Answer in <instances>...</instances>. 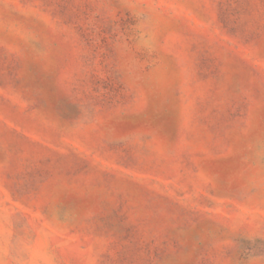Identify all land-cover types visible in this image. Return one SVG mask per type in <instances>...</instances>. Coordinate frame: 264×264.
I'll return each mask as SVG.
<instances>
[{"label":"rangeland","instance_id":"374dc122","mask_svg":"<svg viewBox=\"0 0 264 264\" xmlns=\"http://www.w3.org/2000/svg\"><path fill=\"white\" fill-rule=\"evenodd\" d=\"M0 264H264V0H0Z\"/></svg>","mask_w":264,"mask_h":264}]
</instances>
